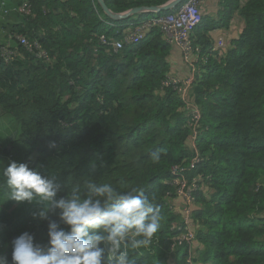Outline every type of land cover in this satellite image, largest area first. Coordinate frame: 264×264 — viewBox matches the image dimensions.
<instances>
[{"label":"trees","instance_id":"16d2710c","mask_svg":"<svg viewBox=\"0 0 264 264\" xmlns=\"http://www.w3.org/2000/svg\"><path fill=\"white\" fill-rule=\"evenodd\" d=\"M168 1L104 0L114 13ZM218 2L217 22L208 27L202 13L190 36L200 49L191 88L200 113L194 152L183 104L163 85L171 46L159 28L117 52L99 41L119 39L154 15L112 21L97 0H0L3 22L26 6L16 22L0 28V130L6 132V120L15 132L0 143V161L38 167L67 187L94 178L122 190L145 189L163 219L152 238L158 243L133 253L136 264H264V0ZM234 15L243 29L223 54L212 53L205 33L227 27ZM175 165L188 169L189 184L198 180L192 219L200 230L192 253L180 247L171 261ZM199 185L208 188L209 200ZM34 211L35 205H0V255L9 261L11 241L22 232L46 243L47 224H37Z\"/></svg>","mask_w":264,"mask_h":264},{"label":"clouds","instance_id":"9594fccd","mask_svg":"<svg viewBox=\"0 0 264 264\" xmlns=\"http://www.w3.org/2000/svg\"><path fill=\"white\" fill-rule=\"evenodd\" d=\"M186 2L187 0L177 8ZM201 7L200 16L202 15ZM177 8L172 11L174 12ZM156 17L162 16L154 15L149 19ZM226 49L224 45V48L217 53L223 54ZM181 55L184 57L182 53ZM187 59H189L191 70V66L195 67L196 63H193L191 58ZM190 76L192 72L185 78ZM190 97L194 105L191 93ZM185 127L189 130L187 145L195 152L190 145L191 129L188 122ZM159 158V154L155 153L154 159L159 160ZM194 159H197V162L193 165L198 163L195 155L189 161L191 167ZM182 168L186 170L184 178L188 187L192 189L194 198L198 180L189 184L186 178L188 169ZM170 176V185L173 187L174 178L171 170ZM0 190H2L0 205L6 202L35 205L36 211L32 213V219L37 224H47L46 243H36L31 233L22 232L11 241L10 261L8 256L0 255V264H136L133 253L150 244L158 243L152 238L161 226L163 219L161 209L145 195L143 188L132 187L122 190L113 183L100 182L94 178L67 187L51 173L41 174L38 167L9 161L7 166L0 162ZM61 192L63 195L58 196ZM173 197L178 198L175 195V189L168 201ZM168 206L172 211L169 203ZM186 208L184 203L181 220L177 217L171 223V226L176 225L181 231L185 227L183 218ZM194 208H197L195 198L194 204L189 208L190 229L194 239L189 246H180L186 247L188 253H192L197 245L194 227H192ZM171 226L170 231L174 234L170 245L173 237L179 233V231H172ZM170 245L168 257L172 261L174 252L180 247L171 252Z\"/></svg>","mask_w":264,"mask_h":264},{"label":"built area","instance_id":"2783aa9c","mask_svg":"<svg viewBox=\"0 0 264 264\" xmlns=\"http://www.w3.org/2000/svg\"><path fill=\"white\" fill-rule=\"evenodd\" d=\"M207 0H187L186 3L181 5L171 14L156 17L153 19H149L143 22H140L135 28H127L123 30L120 34V38L116 40H111L109 38H105L104 36H100L99 41L102 45L111 49L113 52H117L121 50L125 45H132L138 43L141 39L145 37V34L152 28L158 27L161 33L163 34V38L165 43L169 46H174L180 50V52L184 55V58H191L193 63L198 62V56L200 49L194 48L192 46L190 36L194 31L196 26L200 23V7ZM14 13L25 14L26 6L23 4L21 7L14 8ZM19 43L27 47L29 50L32 48L28 45L27 42L23 38L19 39ZM224 48V44L222 40H218L216 45L211 49V52H218ZM36 50L37 47L34 46ZM3 57L5 60H9L13 57V53L8 49L3 50ZM37 56L39 58H43L44 55L42 53H38ZM203 64L206 62V58L203 57ZM192 76L180 79L174 75H167L166 79L163 83L164 87L172 88L173 91L177 94L180 101L183 104L184 111L189 117L188 126L191 129L190 136V145L193 150H195V138H196V127L197 123L200 119L199 110L192 104L190 93L191 88L193 86L194 81V72L195 67L191 66ZM197 162V159H194L191 162L193 165ZM186 170L179 166H174L171 169V175L173 176V187L175 189V195L182 199L186 204L187 208L184 210V229H181L172 225V231H179L176 236L172 239V244L170 245V251L174 252L177 247L183 245H190L194 239V234L190 229V212L189 208L194 204V198L192 196V189L188 187L187 182L184 178V172Z\"/></svg>","mask_w":264,"mask_h":264},{"label":"crops","instance_id":"0c3cea01","mask_svg":"<svg viewBox=\"0 0 264 264\" xmlns=\"http://www.w3.org/2000/svg\"><path fill=\"white\" fill-rule=\"evenodd\" d=\"M219 8V2L218 0H209L206 1V3L203 4L201 7L203 15L206 17V24L209 27L213 23L217 22V11ZM12 13L9 17L6 16L5 18L12 19L13 22L17 21V13L10 12ZM20 14V13H18ZM239 16L234 15L233 19L228 23L227 27H221L217 29H210L208 32L205 33V36L209 39L210 44H215L218 40H222L224 45L229 48L231 42L235 39H237L238 35L240 34L241 30L244 27L243 21L238 22L236 18ZM207 29V28H206ZM167 62L169 65V73L182 79L185 78L186 76L190 75V62L189 59L184 58L181 55V52L178 48L176 47H171L169 56L167 58ZM201 185V183H200ZM199 188L201 192L204 194L205 198H208V188L206 186H200ZM170 208L172 209L173 213L176 215V217L181 220V215L182 211L184 208V203L181 199L179 198H171L168 201ZM197 210V208H194V210ZM192 227H194V231L200 230L198 226H196L194 223L192 224ZM197 245L195 246V248Z\"/></svg>","mask_w":264,"mask_h":264},{"label":"water","instance_id":"95a60500","mask_svg":"<svg viewBox=\"0 0 264 264\" xmlns=\"http://www.w3.org/2000/svg\"><path fill=\"white\" fill-rule=\"evenodd\" d=\"M185 0H169L162 6H153V7H139L133 8L123 13H114L112 12L105 4L104 0H97V3L100 7L102 14L112 21H123L127 20L133 16L141 14L149 15H159L161 13L170 12L173 9L177 8Z\"/></svg>","mask_w":264,"mask_h":264},{"label":"rangeland","instance_id":"374dc122","mask_svg":"<svg viewBox=\"0 0 264 264\" xmlns=\"http://www.w3.org/2000/svg\"><path fill=\"white\" fill-rule=\"evenodd\" d=\"M0 9H1V7H0ZM236 20H238V22H240V23L242 21L239 17L236 18ZM4 21H6V22L0 21V28L7 27L9 25L8 23H13V20L12 19H9V18H7ZM2 128L7 129V130H5L6 132H1V130H0V143L2 141H8V140H11L12 138L13 139L15 138V132L13 131L12 124H11V126H9V124L7 123V121L6 120H3V122H2ZM0 162H3V164L5 166H7V162L6 161L2 160Z\"/></svg>","mask_w":264,"mask_h":264}]
</instances>
